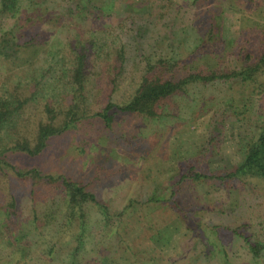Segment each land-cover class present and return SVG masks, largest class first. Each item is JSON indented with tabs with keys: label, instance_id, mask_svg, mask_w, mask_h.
Here are the masks:
<instances>
[{
	"label": "rangeland",
	"instance_id": "374dc122",
	"mask_svg": "<svg viewBox=\"0 0 264 264\" xmlns=\"http://www.w3.org/2000/svg\"><path fill=\"white\" fill-rule=\"evenodd\" d=\"M27 1L21 7L22 15L29 13L32 21L28 28L33 26V34L41 31L45 33L47 51L44 52L51 53L52 59L64 48L61 28L57 24L51 25L41 11L33 15L31 9L39 6L29 5ZM125 1L115 4L117 17L123 16ZM192 1L172 0L164 11L173 16L176 14L172 11L174 8L185 11L174 23L177 29L165 28V21L155 23L151 27L154 35H147L142 40L138 38V41L156 47L167 42L164 33L169 32L174 47L167 56L186 61L195 57V61H199V54L202 63L207 61L210 65L211 59L221 53V59L230 61L228 67L233 68L236 64L232 63V55L238 54L237 57L242 61L248 54L257 58L264 50V0L255 1L249 4L251 6L245 5L244 0H210L199 8L193 7ZM47 6L51 12L53 6L49 2ZM157 7L162 8V5ZM212 16L214 19L208 22ZM208 28L212 30L213 42L197 54H191L192 50L200 46V40ZM93 37L96 36L93 34ZM204 39L207 41L209 38ZM221 48L223 50L218 52ZM30 53L25 52L19 67L0 58V87L8 76L18 73L24 58ZM135 53L132 57L134 62L149 58V55L141 52ZM163 55L166 57V53ZM137 75L139 67H132L125 77L127 79L120 81L113 100L119 99L123 93L126 96L134 92L139 81ZM112 90L109 86L101 92ZM263 95L264 87L255 90L241 82L217 83L205 90L191 87L187 96L181 94L168 100L163 107V116L159 119L121 114L111 130H107L96 119L84 121L82 126L53 139L44 156L32 158L16 155L12 160L25 168L38 167L47 174L68 176L85 184L112 213L123 210L132 199L146 202L154 197H165L170 204L176 202L187 217L173 210L169 203L161 202L140 208L143 211L145 209V212L150 211L151 220L142 217V210L133 211V208L123 223L115 220L116 223L125 224L124 230L128 232L127 237L133 245L147 258L153 257L157 264H264V252L261 259L255 260L248 248L236 246L231 241L228 231L221 229L217 232L210 228L220 221L218 216L231 227L244 223H264V192L260 188L247 186L252 193L248 195L245 188L241 189L242 186L236 182L232 183L234 189L216 182H191L181 188H173L172 185V178L184 172L192 159L199 157L207 139L218 134L221 138L208 159V168L216 171L239 164L241 158L237 149L239 138L247 133L245 123L229 118L227 123L219 122L213 126L211 118L217 109L224 108L231 112L247 109L250 113H256ZM99 97L101 100L97 103L91 102L93 111L102 108L104 96L99 94ZM261 106H264V100ZM212 131L215 133L210 134ZM33 188L31 183L20 182L12 175L9 178L0 175V212L13 199L18 202V216L11 224L17 237H20V244L12 245L8 243L10 234H0V264H70L72 258H69V254L78 243L74 236L80 229L68 221L65 196L59 190L38 187L33 198ZM171 188L175 189L176 195L171 196ZM222 213L229 218L223 217ZM87 221L88 230H91L94 221L99 223L100 220L96 212H91ZM203 222H208L209 226L204 234L198 235L195 232ZM102 229V226L97 228L93 235L87 230L83 244L78 243L84 249L79 255L82 258L80 264H101L100 254L89 251L95 247V242L101 245L99 236L102 233L105 235ZM257 231L264 241L262 229ZM215 232L224 243L214 236ZM94 234H97L95 242ZM102 239L107 242L104 237ZM224 246L228 249V259L223 252ZM102 253L105 251L102 250ZM120 264L138 263L125 261Z\"/></svg>",
	"mask_w": 264,
	"mask_h": 264
},
{
	"label": "trees",
	"instance_id": "16d2710c",
	"mask_svg": "<svg viewBox=\"0 0 264 264\" xmlns=\"http://www.w3.org/2000/svg\"><path fill=\"white\" fill-rule=\"evenodd\" d=\"M24 1L0 0V58L19 67L25 52L31 51L30 55L24 58L23 66L18 73L8 76L0 87V175L5 178L12 175L20 182L31 183L34 187L31 191L33 198L38 187L61 191L68 207V221L80 229L74 237L81 245L89 228L87 219L91 212H96L102 221H99L100 224L94 221V226L88 231L93 235L94 231L102 226L105 235L100 234L101 245L98 246L94 240L97 234H94L93 241L96 244L94 243L95 247L89 252L100 254L101 264H120L125 261L157 264L153 257L147 258L145 253L133 245L127 237L128 232L124 230L125 224L122 223L132 208L134 211L153 203H169V199L154 197L146 202L132 199L123 210L112 213L85 184L68 176L47 174L38 167H22L15 164L12 159L16 155L32 158L44 156L53 139L82 126L84 121L96 119L101 121L107 130H111L121 114L159 119L163 116L165 103L174 96L181 94L187 96L191 87H201L205 90L217 83L241 82L255 90L263 88L264 50L257 58L248 54L242 61L237 57L238 54L232 55V63L236 64L233 68L228 67L230 61L224 62L221 59V53L211 59L210 65L207 61L203 64L199 54V61H195V57L186 61L167 56L174 47L172 34L169 32L164 33L167 42L157 44L156 47L147 44L146 46L138 41L147 35H154L151 27L155 26V23L165 21L166 24L163 23L165 28L169 30L178 28L174 23L178 22L185 11L174 8L172 11L176 13L175 16L164 12L172 0H159L153 3L151 0H127L123 4L122 17H117L118 13L114 9L115 4L117 2L122 4L123 0H28L29 5L39 6L37 9H31L33 15L41 11L51 25L57 24L58 28H61L64 48L51 59V53H45L47 51L45 33L41 31L33 34V26L28 28L32 19L29 13L22 15L21 7ZM255 1L260 0H244L245 5ZM48 2L53 6L51 12L47 6ZM192 2L193 7L199 8L208 4L210 0ZM159 4L162 8L157 7ZM212 19L213 16L208 22H212ZM107 20L111 22L108 23ZM93 34L96 37H93ZM205 37L209 39L205 41ZM204 38L191 54H197L213 42L211 28H208ZM129 49L132 50L131 53ZM163 50L166 57L164 53L161 54ZM221 50L223 48L218 49V52ZM135 52L149 55V58H143L139 63L134 62L132 57ZM135 66L139 67L137 75L139 81L134 92L126 96L123 93L119 99L113 100L120 81L127 79L125 77L128 76L129 70ZM109 86L113 89L111 92H101ZM99 94H103L105 101L101 110L93 111L91 102L100 101ZM263 100L264 95L260 99L256 113H250L247 109L231 112L224 108L217 109L211 118L213 126L219 122L225 124L229 118L245 123L247 133L239 138L237 149L241 158L239 164L216 171L208 168V159L221 138L220 134L215 135L207 139V144L200 150L199 157L192 159L191 165L184 172L172 178L173 188H181L191 182L192 184L216 182L234 189L232 183L236 182L242 186L241 189L245 188L248 195H252L247 188L251 185L254 189L260 188L264 192V106L260 107ZM212 133L215 132L212 131L210 134ZM174 195L176 191L172 189L171 196ZM17 204L18 202L13 199L0 212V234H10L8 243L12 245L20 244V237H17L11 224L18 216ZM170 205L183 217L188 216L176 202H171ZM135 206L140 207L137 209ZM142 211V217L151 220L150 211L145 212L144 209V214ZM209 211L211 212V208ZM222 214L223 217L229 218ZM218 217L220 221L214 227H210L211 230L228 231L231 241L236 246L248 248L255 260L262 258L264 241L257 230L261 228L264 232L263 222L258 225L244 223L231 227L230 224L226 225L221 216ZM115 220L122 223H116ZM203 223H200L196 234H204L208 228L209 223ZM97 225L100 227L95 228ZM214 236L219 237L220 243H224L216 232ZM103 237L107 242L102 239ZM78 243L69 254V258H72L70 264H80L82 260L79 255L84 249ZM102 250L105 251L104 254ZM223 252L228 259L229 253L225 246Z\"/></svg>",
	"mask_w": 264,
	"mask_h": 264
}]
</instances>
